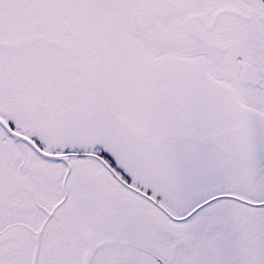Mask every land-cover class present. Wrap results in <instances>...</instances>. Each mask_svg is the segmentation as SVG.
I'll return each instance as SVG.
<instances>
[{"label": "rangeland", "instance_id": "obj_1", "mask_svg": "<svg viewBox=\"0 0 264 264\" xmlns=\"http://www.w3.org/2000/svg\"><path fill=\"white\" fill-rule=\"evenodd\" d=\"M158 6V0H0V117L18 132L36 134L49 154L107 151L128 182L113 177L107 187L98 181L93 187L105 189L93 190L80 202L78 191L63 192L60 160L41 158L0 130L7 146L0 152V210L11 203L17 208L15 188L25 186L37 192L31 202L54 210L61 205L59 218L46 226L47 238L34 241L37 264H56L61 252L69 258L74 251L67 239L61 241L72 238L77 225L70 206L84 218L79 235L97 237V248L89 243L80 262L87 252L94 254L93 264L101 262L117 217L122 250L129 253L125 264H141L144 256L135 245L140 229L151 223L141 212L151 202L138 188L166 202L176 216L219 196L173 225L176 235L189 244L209 236L218 247L228 223L237 221L255 240V252H264V207L246 203L264 200V82L261 88L250 87L237 78L240 57L264 71V31L253 36L246 29L255 21L243 28L233 22L224 39L226 51L219 52L181 32L186 0H177L180 12L162 23L166 36L152 23ZM133 14L141 15V27L131 24ZM50 38L79 50L108 91L105 102L77 99L88 91L86 74L66 68L74 57L41 42ZM30 72L44 79L28 83ZM20 91L52 95L25 99L17 95ZM119 93L127 99L113 96ZM39 104L65 109L64 118H42ZM74 161L94 164L91 157ZM38 166L47 173L45 184L33 176ZM108 201L114 202L109 206ZM157 231L162 235L165 229ZM98 242L104 244L101 250ZM23 247L16 258L0 255V264H31L33 247Z\"/></svg>", "mask_w": 264, "mask_h": 264}, {"label": "flooded vegetation", "instance_id": "obj_2", "mask_svg": "<svg viewBox=\"0 0 264 264\" xmlns=\"http://www.w3.org/2000/svg\"><path fill=\"white\" fill-rule=\"evenodd\" d=\"M158 1L159 6L153 11L156 17H152L151 19L152 23L158 26L161 35L166 36L165 30L167 28L163 27L165 23H162L166 20H171L172 16L179 13L180 10L176 8L177 0ZM186 5L191 9L187 10L188 8H186L185 14L180 20L179 28L185 36L201 43L204 47L219 52L226 51L224 39L226 33L229 30H233V22L243 28L245 23L255 21V25L248 26L249 28L246 29L248 30V33L253 36H255L260 30L264 31V0H197L194 4L190 0H186ZM135 15L131 24L141 27L143 24L141 15ZM171 22H173V20L170 21V23ZM56 37L60 38V35H56ZM53 40L56 39L50 38V40L45 39L41 40V42L45 43L46 41V44L53 45L60 51H67L70 53V55L74 57V61L69 65L71 67L66 66V68H74L77 72L82 74L84 72L86 74V76L84 74L83 76L86 79L88 91L86 90L87 92L79 94L77 99L85 102L90 100H102L105 102L108 91L106 92L105 86L99 81L95 72H93L92 67L86 64V61L79 50L72 45H64ZM11 44L14 46L15 43ZM13 50L20 51L21 49L14 47ZM244 66L246 68L245 72L248 79L254 81L260 78L261 83L264 82V71L255 66L254 62L245 59L243 60L242 57L238 58L237 61L238 79ZM255 68H257V71ZM90 73L92 74L91 77H89ZM40 78L44 79V77H38L37 75L34 77L33 73L30 72L28 83L38 81ZM17 95L29 99L33 97H47L52 94L47 92L22 93V91H20ZM113 96H121L116 99H127L125 97L126 95L121 93ZM32 107H34V103ZM38 110L37 113L42 118L45 116L46 120L49 121H59L65 116V109H60L57 106L39 104ZM109 110L112 111L111 107ZM0 119H2L12 130L18 132L16 127L14 125L12 126L7 119L4 117H0ZM0 130L13 139L15 138L14 141L16 143L19 142L20 145L23 143L26 144L40 155L41 158H51L37 151L30 142L11 135L1 123ZM18 133L27 137L33 144L43 151L40 146L42 142L36 134L27 135L21 132ZM135 133L137 134L138 139L143 140L140 130H135ZM141 140H138V142L142 143ZM241 143L242 142L239 139L234 138L233 144L235 146H240ZM216 145L221 147L219 144ZM5 147H7L5 143L0 141V152H5ZM56 155H63L62 159H58L63 166V170L60 173L61 181L65 188V191L63 188V192L78 191L81 195L80 202L85 201L93 190L102 191L105 189V187H93L98 181H104V186L107 187H110V182L114 181L113 177L118 181L128 183L123 177L125 173L120 171L115 159L105 150L99 152L68 150L65 153ZM78 157L94 158V164L92 165L91 162H86L78 165V162L74 161V159ZM46 175V171L38 166L37 174L33 176L38 183L45 184L46 181L44 178ZM66 176H71V179L67 180ZM69 186L71 188H69ZM15 189L17 193H20V196L17 198V208L11 203L7 204L0 210V255H5L9 259L16 258L17 256L22 255L24 251L23 245L26 244L28 249L33 247L31 264H33L34 258L37 259L34 264H37L39 260V252L36 251V257H34V241L36 239V242L41 244L43 243L42 241L47 238L48 232L46 226L52 219L59 218L58 209L61 205H58L55 210L54 208L50 209L47 204H43L40 201L35 203L31 202V199L33 197L36 198L35 195H37V192L34 189L28 188V186ZM138 190L144 198L149 199L151 202L150 205L141 208V212L144 215H149L151 223L140 229V234L138 236L140 243L135 245L137 246L140 255L144 256L140 259L141 264H264V252H255L257 250L255 240H253L251 235H247L246 230L243 231V227L237 221H230L228 223L227 227H229V230H227V234L221 237L219 242H217L219 244L218 247L211 242L209 236L202 237L199 240L194 241L193 244H189L190 241L187 242V238L183 239L185 236L178 237L175 230L172 229L173 225L180 224L182 221H187L197 210L201 209L219 196L206 200L183 216H176L173 213L172 208L166 202L153 197L149 191L140 188H138ZM9 192L10 189H7V194L4 195H8ZM235 199L239 198L236 197ZM113 202L108 201V205L110 206V203ZM246 203L250 205H262L264 207V200L256 203L252 202V204L248 202ZM5 204L6 203H4V205ZM80 206H82V204H80ZM6 207H9V209ZM70 209L73 212V217L76 218L75 225H77H74V235H72V238L63 236L61 241L67 239L73 244L74 251L70 253L69 258L66 257L65 253L61 252L58 255L56 264H93L94 254L90 252L85 253L81 262L80 256L86 249H88L89 243H93V246L97 248V244L95 243L97 242V237L92 236L88 232H86L85 235H79L81 229L80 225H83L84 222L83 215L80 210L77 213L73 206H70ZM112 219L113 223L111 230L114 235L112 240L114 243L111 242L106 246L107 251L103 259L102 254H99V257L101 258L99 264H125V261L127 260L126 258H129V253L127 254L122 250L125 241H123L120 236L119 227L117 225L118 218L113 217ZM234 226H236V228H234ZM158 227H164V234H159L157 231ZM98 245L100 248L99 250L104 246V244L100 242H98ZM252 248L254 251H251ZM97 260L98 259H96V264H98Z\"/></svg>", "mask_w": 264, "mask_h": 264}, {"label": "water", "instance_id": "obj_3", "mask_svg": "<svg viewBox=\"0 0 264 264\" xmlns=\"http://www.w3.org/2000/svg\"><path fill=\"white\" fill-rule=\"evenodd\" d=\"M253 67V66H252ZM246 68L244 66V69L241 73V75L239 76V81L243 84H250L254 87H261V79L258 78L257 80H250L246 77V72H245ZM255 70L257 71V68H255ZM259 71V70H258ZM92 74L90 73L89 77H91ZM0 123L5 127V129L13 136L17 137V138H22L28 142H30V144L40 153H42L45 156L51 157V158H56V159H62L63 155H56V154H49V153H45L43 151H41L39 149V147H37L35 144H33L27 137L23 136L22 134H19L17 132H15L14 130H12L2 119H0Z\"/></svg>", "mask_w": 264, "mask_h": 264}]
</instances>
